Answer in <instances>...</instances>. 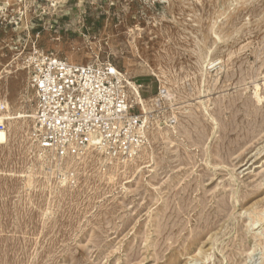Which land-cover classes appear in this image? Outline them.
<instances>
[{"label":"rangeland","instance_id":"374dc122","mask_svg":"<svg viewBox=\"0 0 264 264\" xmlns=\"http://www.w3.org/2000/svg\"><path fill=\"white\" fill-rule=\"evenodd\" d=\"M199 1L0 0V96L13 114L0 264H264V0ZM37 48L120 67L147 101L146 146L124 160L37 159ZM241 130L246 145L228 154Z\"/></svg>","mask_w":264,"mask_h":264},{"label":"built area","instance_id":"2783aa9c","mask_svg":"<svg viewBox=\"0 0 264 264\" xmlns=\"http://www.w3.org/2000/svg\"><path fill=\"white\" fill-rule=\"evenodd\" d=\"M27 64L35 97L30 117L46 159L61 162L94 147L110 158L130 159L146 145L148 118L120 67L108 60L80 63L41 48Z\"/></svg>","mask_w":264,"mask_h":264},{"label":"bare ground","instance_id":"6f19581e","mask_svg":"<svg viewBox=\"0 0 264 264\" xmlns=\"http://www.w3.org/2000/svg\"><path fill=\"white\" fill-rule=\"evenodd\" d=\"M14 1L16 2V1H18V0H3V2L4 3H11V2H13L14 3ZM64 1H66V0H55V5H58V4H61L62 2H64ZM201 1V0H200ZM199 1V2H200ZM230 1V0H229ZM235 1V0H234ZM236 1H238V0H236ZM220 3V2H219ZM231 3V2H230ZM232 3H234V2H232ZM231 3V4H232ZM235 3H237V2H235ZM229 5V4H228ZM230 6V5H229ZM224 7V6H223ZM233 7V6H232ZM18 10H19V7H18ZM220 11V10H219ZM225 11H227V10H225ZM224 11V12H225ZM20 13L23 15L22 16V19L24 20V16H25V14H26V12L25 11H20ZM217 13V12H216ZM228 13V12H227ZM220 14V13H219ZM223 14V13H222ZM216 16V15H215ZM216 17H218V14H217V16ZM214 19V18H213ZM218 20H219V18H218ZM217 21V20H216ZM214 22V21H213ZM212 22V23H213ZM219 22V21H218ZM221 22H223V21H221ZM26 23L24 22L23 23V26L25 25ZM213 26V25H212ZM20 28H21V26H20ZM209 28H211V27H209ZM211 30H212V28H211ZM211 30H209V31H211ZM215 30H216V28H215ZM213 31V30H212ZM237 31V30H236ZM238 32V31H237ZM207 33H209V32H207ZM203 35V34H202ZM224 35V34H223ZM217 35H215L214 37H216ZM227 37H229V36H227ZM219 38V37H218ZM223 38V37H222ZM227 39V38H226ZM21 40H22V37H19L18 39H16L14 42L15 43H13V44H20L21 43ZM219 41H221L220 40V38L218 39ZM222 42V41H221ZM224 42V41H223ZM216 46V45H215ZM13 48H15V46L14 45H11V49H13ZM213 65H215V64H213ZM28 66V65H27ZM27 66H24V68H27ZM21 68H23V67H21ZM18 70H20V67H18L17 68ZM28 74H29V72H28ZM204 76V75H203ZM127 80H128V78H127ZM128 82H129V80H128ZM1 84V83H0ZM129 84H130V87H131V91L133 92V95L135 96V98H136V100H137V102L139 103V107H140V110H141V112L142 113H144V115H145V117H147V114H148V108H147V101L145 100V99H143L141 96H140V92H139V90H138V88L136 87V85L135 84H133L132 82H129ZM28 86L30 87V84H29V82H28ZM31 88V87H30ZM257 88V87H256ZM165 91H166V89H165ZM168 92V94H169V96L171 95V92H169V91H167ZM167 92H166V94H167ZM255 95H257V94H255ZM259 95V94H258ZM168 95H167V97H169ZM261 96V95H260ZM260 96H256L257 97V99L258 100H256V101H260ZM172 97H173V95H172ZM175 97V96H174ZM169 99H171V98H169ZM172 100V99H171ZM262 100V99H261ZM4 101V102H3ZM175 101V100H174ZM2 103H4L5 104V110L4 111H2L1 110V105H2ZM150 113V112H149ZM23 115V114H22ZM30 115V114H29ZM19 116H21V115H19ZM250 116H251V114H250ZM5 117H7V118H11V117H13V114H12V106H11V102H10V100H9V98H6V99H4V100H2V98H1V96H0V123H4V124H6L5 123V121H4V119H5ZM236 118V117H235ZM253 118H254V116H253ZM254 119H256V118H254ZM236 120V119H235ZM250 120V119H249ZM252 120V119H251ZM257 121V120H256ZM247 122V121H246ZM252 122H253V120H252ZM251 122V123H252ZM260 122V121H259ZM248 125V124H247ZM255 125H257V124H255ZM255 125H253L254 127H255ZM233 126V125H232ZM244 126V125H243ZM228 127V126H227ZM226 127V128H227ZM249 127V126H248ZM257 127V126H256ZM246 128V127H245ZM253 128V127H252ZM251 128V129H252ZM260 128V127H259ZM249 129H250V127H249ZM149 130V129H148ZM233 130V129H232ZM231 130V131H232ZM242 130H245V129H243L242 128ZM241 130V132L239 131L236 135H237V137H236V139L235 140H233V141H230L229 140V145H228V148L226 147V145L224 144V146L227 148V150H228V154L229 153H231L232 151H234V150H236V149H238L239 147H241V145H246L245 143H246V141H247V139H248V135H249V133H248V131L247 132H243ZM255 130V129H254ZM257 130H259L258 129V127H257ZM257 130H255V131H257ZM226 131V130H225ZM227 131H228V129H227ZM237 131V130H236ZM255 131H254V133H255ZM251 132V131H250ZM261 132V131H260ZM167 133V132H166ZM168 134V133H167ZM231 134V133H230ZM252 135H253V133H251ZM250 134V135H251ZM258 134H259V132H258ZM225 135H226V132H225ZM255 135H257V134H255ZM165 136H167L166 134H165ZM226 136H229V134H227ZM146 137H148V134H146ZM251 137H253V136H251ZM148 139H149V137H148ZM229 139V138H228ZM250 140V139H249ZM248 140V141H249ZM7 141H8V131H7V129H0V146L1 145H3V144H6L7 143ZM148 141V140H147ZM226 141V140H225ZM250 141H252V139L250 140ZM227 143V142H226ZM227 143V144H228ZM147 144V143H146ZM232 145V146H231ZM146 146V145H145ZM243 147V146H242ZM264 147V146H263ZM230 148V149H229ZM94 150H96V151H98L99 153L100 152H102L101 154H102V156L104 155L103 154V151L99 148V147H94L93 148ZM223 149V148H222ZM241 149V148H240ZM257 149V148H256ZM224 150V149H223ZM237 151V150H236ZM264 151V148H262V149H260V150H258L257 152H258V154H260L261 152H263ZM221 152V151H220ZM219 154V153H218ZM217 154V155H218ZM257 154V153H256ZM231 155V154H230ZM230 155H228V156H230ZM242 155V154H241ZM46 156H47V154L46 153H44V151L41 149V150H37L36 151V158L37 159H40V160H44V159H46ZM83 156V155H82ZM221 156V155H220ZM78 157H81V156H78ZM257 157H258V155H257ZM102 158H104L103 160H117V159H113V158H110L108 155H104ZM222 158V157H221ZM225 158V157H224ZM232 158V157H231ZM230 158V159H231ZM252 158V157H251ZM219 159V158H218ZM223 159V158H222ZM237 159V158H236ZM118 160H124V159H118ZM224 160V159H223ZM240 159H238V161H239ZM243 159H241V161H242ZM251 159H248V161L244 164V165H249V161H250ZM219 161H221V159L219 160ZM226 161V160H225ZM225 161H223V162H225ZM230 161H232V159L230 160ZM230 161H228V162H230ZM125 162V161H124ZM227 163V162H226ZM219 164H220V162H219ZM245 167V166H244ZM65 178V177H64ZM62 181H64L63 179H62ZM67 181V180H66ZM254 192V191H253ZM256 192V191H255ZM254 192V193H255ZM250 195V194H249ZM237 199V198H236Z\"/></svg>","mask_w":264,"mask_h":264}]
</instances>
